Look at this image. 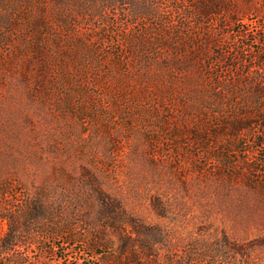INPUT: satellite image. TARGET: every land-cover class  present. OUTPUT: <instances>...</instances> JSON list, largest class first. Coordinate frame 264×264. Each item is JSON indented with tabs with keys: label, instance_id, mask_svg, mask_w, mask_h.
Returning <instances> with one entry per match:
<instances>
[{
	"label": "rangeland",
	"instance_id": "374dc122",
	"mask_svg": "<svg viewBox=\"0 0 264 264\" xmlns=\"http://www.w3.org/2000/svg\"><path fill=\"white\" fill-rule=\"evenodd\" d=\"M261 113L264 0H0V264H264Z\"/></svg>",
	"mask_w": 264,
	"mask_h": 264
},
{
	"label": "trees",
	"instance_id": "16d2710c",
	"mask_svg": "<svg viewBox=\"0 0 264 264\" xmlns=\"http://www.w3.org/2000/svg\"><path fill=\"white\" fill-rule=\"evenodd\" d=\"M216 13H218V11L217 10H214V9H209V8H206V9H204L203 11H202V14H204L205 16H209V15H211V14H216ZM258 117V122H254V121H248V123L245 121V122H240L239 123V127L238 128H245L246 127V125L248 126V127H250V126H254V125H256V123H260L261 124V126L262 127H264V113H261V114H259V115H257ZM261 121H263V122H261ZM148 253H147V256H152V253H150V250L148 249V251H147Z\"/></svg>",
	"mask_w": 264,
	"mask_h": 264
}]
</instances>
